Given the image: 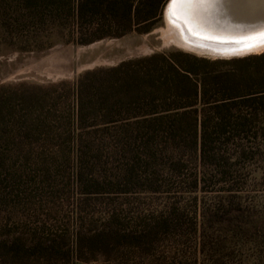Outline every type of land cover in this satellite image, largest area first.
<instances>
[{
	"label": "trees",
	"instance_id": "1",
	"mask_svg": "<svg viewBox=\"0 0 264 264\" xmlns=\"http://www.w3.org/2000/svg\"><path fill=\"white\" fill-rule=\"evenodd\" d=\"M21 1L31 14L30 24L59 32L65 42L79 46L148 33L162 22L168 2ZM76 89L74 209L66 221L0 211V264H198L197 252L185 251L176 239L183 228L181 220L153 213L132 216V211L122 209L128 200L115 203L110 197L138 193L128 183L138 180L140 161L146 168L145 180L153 184L149 193H163L170 199L176 186L182 192L185 184L189 186L185 192H204L210 167L229 162L219 152L229 142L222 138L250 132L264 119V52L228 60L180 51L156 53L87 72ZM3 111L0 102V114ZM98 128L105 134H98ZM93 144H110L117 155L118 181L106 184V189L94 188L101 177L94 176L93 170L103 153L93 152ZM168 182L171 189L163 191ZM97 205L112 210L95 218ZM201 238L204 241V232L199 242ZM164 242L169 247L167 256L155 260L164 254L159 252Z\"/></svg>",
	"mask_w": 264,
	"mask_h": 264
},
{
	"label": "rangeland",
	"instance_id": "2",
	"mask_svg": "<svg viewBox=\"0 0 264 264\" xmlns=\"http://www.w3.org/2000/svg\"><path fill=\"white\" fill-rule=\"evenodd\" d=\"M23 7L21 0H0V102L4 105L0 114V211L5 214L35 213L46 218L57 216L61 221L71 215L77 195L76 84L85 73L167 51L210 60L264 52L215 57L179 46L170 40L175 29L165 19V8L162 22L148 33L134 32L79 46L65 42L59 32L34 27L31 14ZM193 9L197 14L199 9ZM97 130L105 134L101 128ZM226 137L229 142L219 152L229 162H220L224 167H210L204 192H185L189 187L185 184L182 192L176 186L170 199L163 193H149L153 184L145 180L146 168L139 160V178L128 183L138 193L110 197L114 199L110 201L128 200L122 209L132 211V216L153 213L181 220L183 228L176 239L185 251L197 252L198 264H264V119L250 132L228 134L222 140ZM92 148L96 154L103 153L93 170L94 176L101 177L94 188L106 189V184L118 181L117 155L110 144H93ZM222 171L228 174L219 175ZM170 183L163 186V191L171 189ZM111 210L97 205L94 216L103 217L102 213ZM194 210L198 211L197 218ZM195 226L198 231L194 232ZM202 232L205 238L199 242ZM168 250L164 242L159 249L164 254L154 259H164Z\"/></svg>",
	"mask_w": 264,
	"mask_h": 264
},
{
	"label": "bare ground",
	"instance_id": "3",
	"mask_svg": "<svg viewBox=\"0 0 264 264\" xmlns=\"http://www.w3.org/2000/svg\"><path fill=\"white\" fill-rule=\"evenodd\" d=\"M204 1L206 0L168 1L165 19L175 29L170 37L171 41L196 53L215 57L244 56L264 50V32L246 39H234L232 42L223 38L226 34H233L232 31L202 24L193 7H198ZM199 8L200 6L197 9Z\"/></svg>",
	"mask_w": 264,
	"mask_h": 264
},
{
	"label": "water",
	"instance_id": "4",
	"mask_svg": "<svg viewBox=\"0 0 264 264\" xmlns=\"http://www.w3.org/2000/svg\"><path fill=\"white\" fill-rule=\"evenodd\" d=\"M199 6L196 15L200 17L201 23L232 31L233 34L223 37L229 41L250 38L264 32V0H206ZM204 6L208 9H202Z\"/></svg>",
	"mask_w": 264,
	"mask_h": 264
},
{
	"label": "snow or ice",
	"instance_id": "5",
	"mask_svg": "<svg viewBox=\"0 0 264 264\" xmlns=\"http://www.w3.org/2000/svg\"><path fill=\"white\" fill-rule=\"evenodd\" d=\"M176 2H181V0H176Z\"/></svg>",
	"mask_w": 264,
	"mask_h": 264
}]
</instances>
